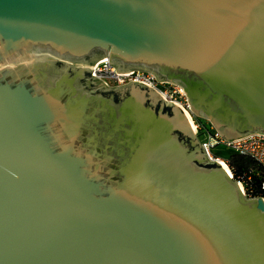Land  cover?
<instances>
[{
    "label": "water",
    "instance_id": "obj_1",
    "mask_svg": "<svg viewBox=\"0 0 264 264\" xmlns=\"http://www.w3.org/2000/svg\"><path fill=\"white\" fill-rule=\"evenodd\" d=\"M106 57L264 133V0H0V264H264L263 199Z\"/></svg>",
    "mask_w": 264,
    "mask_h": 264
},
{
    "label": "built area",
    "instance_id": "obj_2",
    "mask_svg": "<svg viewBox=\"0 0 264 264\" xmlns=\"http://www.w3.org/2000/svg\"><path fill=\"white\" fill-rule=\"evenodd\" d=\"M109 59L98 60L90 75L101 80L106 86L113 87L127 84L129 81L140 82L153 89L163 99L164 106H177L187 117L193 133L199 144L204 145L207 157L220 165H225L231 177L236 180L246 197H261L264 201V133H252L243 137L226 140L208 121L196 117L183 89L168 80H157L154 73L140 69L117 73ZM223 146L232 154L244 156L253 160L258 169H242L237 171L229 165L228 159H223L212 153V149ZM224 163V164H223Z\"/></svg>",
    "mask_w": 264,
    "mask_h": 264
},
{
    "label": "trees",
    "instance_id": "obj_3",
    "mask_svg": "<svg viewBox=\"0 0 264 264\" xmlns=\"http://www.w3.org/2000/svg\"><path fill=\"white\" fill-rule=\"evenodd\" d=\"M114 94L115 100L119 101V97L113 92H105L106 95ZM158 107V106H157ZM164 111L170 112V108L164 107ZM229 165L237 171L242 169H258L256 163L250 158L244 156L231 155L228 159ZM207 167H212L213 164H205Z\"/></svg>",
    "mask_w": 264,
    "mask_h": 264
},
{
    "label": "flooded vegetation",
    "instance_id": "obj_4",
    "mask_svg": "<svg viewBox=\"0 0 264 264\" xmlns=\"http://www.w3.org/2000/svg\"><path fill=\"white\" fill-rule=\"evenodd\" d=\"M142 88V87H140ZM132 90V88L130 86L128 87H122V88H119L116 92H117V96L119 98H122V97H125L127 96L130 91ZM145 96L147 97V100L148 102L152 103V104H155V103H159L160 102V99L157 97V96H154V95H151L150 93H146Z\"/></svg>",
    "mask_w": 264,
    "mask_h": 264
},
{
    "label": "rangeland",
    "instance_id": "obj_5",
    "mask_svg": "<svg viewBox=\"0 0 264 264\" xmlns=\"http://www.w3.org/2000/svg\"><path fill=\"white\" fill-rule=\"evenodd\" d=\"M212 153L223 158V159L229 158L232 154V152L229 149H227L223 146H217V147L213 148Z\"/></svg>",
    "mask_w": 264,
    "mask_h": 264
},
{
    "label": "bare ground",
    "instance_id": "obj_6",
    "mask_svg": "<svg viewBox=\"0 0 264 264\" xmlns=\"http://www.w3.org/2000/svg\"><path fill=\"white\" fill-rule=\"evenodd\" d=\"M188 121H189V120H188ZM190 125H191V124H190ZM223 164H224V163H223ZM223 167H224V168H226V166H225V165H223ZM226 169H227V168H226Z\"/></svg>",
    "mask_w": 264,
    "mask_h": 264
}]
</instances>
